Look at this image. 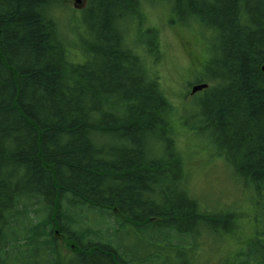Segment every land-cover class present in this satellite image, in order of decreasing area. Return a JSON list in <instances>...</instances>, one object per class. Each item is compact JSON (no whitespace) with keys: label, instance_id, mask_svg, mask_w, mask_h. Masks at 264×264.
I'll list each match as a JSON object with an SVG mask.
<instances>
[{"label":"trees","instance_id":"1","mask_svg":"<svg viewBox=\"0 0 264 264\" xmlns=\"http://www.w3.org/2000/svg\"><path fill=\"white\" fill-rule=\"evenodd\" d=\"M121 1L103 5L142 30L141 0H127L124 10ZM44 2L0 0V264H151L157 255L112 256L119 242L109 238L123 223L138 235L150 230L151 208L169 214L168 223L197 218L202 230L217 231L215 243L199 248L196 237L190 240V261L195 255L199 264H264V0L155 2L178 15L182 24L168 19L173 26L211 28L195 30L202 55L184 42L195 65L206 51L203 33L216 40L218 59L191 75L192 85L209 86L194 96L185 86L178 105L160 84L159 29L148 26L131 44L126 33L98 34L100 44L112 47L96 57L104 65L88 72L95 56L67 53L65 40L71 41L53 4L45 11ZM88 40L71 46L89 47ZM188 95L190 103L181 101ZM188 132L204 136L231 173L242 174L244 207L256 209L243 224V212L217 210L193 194L189 158L198 150L217 158L200 145L188 154L179 140ZM84 231L95 234L93 241Z\"/></svg>","mask_w":264,"mask_h":264},{"label":"rangeland","instance_id":"2","mask_svg":"<svg viewBox=\"0 0 264 264\" xmlns=\"http://www.w3.org/2000/svg\"><path fill=\"white\" fill-rule=\"evenodd\" d=\"M150 1L144 0L143 3L145 19H143L144 23L142 22V30H145L148 26H153L156 28L158 27L157 29L155 28V30L159 29V41L162 55L160 58V63L158 64L159 71H157L160 77V84L162 85L164 91H166L168 96L172 99L173 103L178 105L180 95L184 92L186 86L185 82L182 80L183 75L188 73V71H186L188 68L195 69L198 67L195 65V63H192L189 53L187 52L188 49L185 47L184 42L186 40L188 41L190 51L192 50V52L196 55H202V50L200 48V41L202 39L195 35V29L173 26L172 24L168 23V19H172L173 21H176V23H174L175 25L182 24L178 20V15L171 11L170 7L168 8L167 6L168 10L166 11L163 4L155 3L158 0ZM73 2L74 0H58V2L53 4L54 13L58 18V22L64 27L70 28L71 25L75 24L76 19L78 20V18L81 17V10L75 8L73 6ZM125 30V37L128 44L139 40L138 33L142 30L139 29L137 25L129 22L125 25ZM147 34L148 33L146 32L143 35L144 38H146ZM76 41L78 42V40ZM176 128L180 129L181 131H186L184 125L179 123L176 124ZM179 138L180 143L183 145V149L184 146L187 145L186 152L188 154H194L195 149L192 147H197L196 145H200L205 150L214 153L215 156V145L209 144L207 140H205L204 136H194L192 138L189 134H185L180 135ZM210 158L211 157L207 154V152H203V150H198L195 155H192L191 158H189L190 160L188 161V166L191 167V188L193 190V194H198L201 198L205 199V202H209L207 205L213 204L217 210L226 212L236 209L239 212H243L244 214L241 217L239 216L242 218L239 220L240 224H243L246 222L245 219L253 217V214L256 210L254 209L253 205H248L246 208L244 207L247 200H244L243 197H247L249 194L246 192V190H244L243 185L237 184V186H233L235 178L233 177L229 167H227L220 160H210ZM216 158L218 159L219 157ZM237 197L242 199L241 204H235L233 201L230 202V200L236 199ZM229 205L233 206L234 208L227 207ZM221 207L224 209H221ZM96 220H99V218H94V221ZM247 228H249V226H247ZM241 229L242 227L236 230L243 232ZM199 230L200 232L197 236H195L196 243L198 244L199 248L202 241H217L214 240L218 237L216 235L217 231L214 232L211 228H206L204 230L201 228ZM147 232L154 236L158 244H161L159 240L164 235L156 234L152 230H147L146 233ZM220 232H222L221 229ZM245 234L246 238H251L250 232L246 233L245 231ZM226 235L231 237L230 234ZM109 238L131 248L137 256H142L149 251H153L152 247L144 248L145 243L141 242L142 240L139 239V236L134 237L133 235H126V232L124 233L123 230L116 233L112 232ZM61 240L62 238L59 241ZM218 244L219 243H217V245ZM241 245L243 246L244 243L241 242L237 249L240 248ZM188 250L189 249L187 246H185V248L176 247L174 250L164 247L163 250L160 251V255L151 264H199L198 261H196L195 255L191 259L193 263L190 261ZM178 251L183 252L184 255L179 256ZM63 252L68 253L66 248L63 249ZM196 253L197 252H195V254ZM37 263H39V259Z\"/></svg>","mask_w":264,"mask_h":264},{"label":"bare ground","instance_id":"3","mask_svg":"<svg viewBox=\"0 0 264 264\" xmlns=\"http://www.w3.org/2000/svg\"><path fill=\"white\" fill-rule=\"evenodd\" d=\"M82 1H83V3H82ZM82 1L81 0H74L73 6L75 8H77L78 10H81V14H83L84 9L87 7L88 11L85 13L84 17H80V18H78V20L76 19L75 24L71 25L70 28L64 27L63 25H60V30L65 32L67 39H69L71 41L72 45H74V41L81 40V38L87 37V39H89L88 40V46L89 47H86V46L83 47L81 45H79V46L77 45V46L72 47L71 43L67 40H65V42L67 43V45L65 43V46H66V48L67 47L69 48L67 53L71 54L73 57H78V58H80L81 56L86 57L89 54H90V56H95V57H93L91 64L89 66H87L85 69L88 72H92L96 69V66L98 64H100L101 66H102V64L104 65V63H103L104 59L101 57H99V58H96V57L100 56L102 51L111 50V47H112V46H107L104 43H103L104 45L100 44V41L98 40V34H104V33H108L110 31L112 33V35L117 39V37L124 35L126 33V30H125L126 23L123 22L122 20H118L117 18H115V16H113L116 11L113 10L111 13L109 8L107 7L108 4L103 5L107 1L105 2V0H93L90 4H88V0H82ZM56 2H58V0H45V2H44L45 11H46V8L50 7L52 4H54ZM126 2H127V0L121 1L122 10H124V8H125L124 6H125ZM143 3H144V0H141L142 6H143ZM118 10H120V9H118ZM136 11H137L136 7H133L132 10L131 9L129 10V12L132 14H134ZM122 13L123 12L120 11L119 15H121ZM84 20H86L87 23ZM87 24L89 26L90 31H88ZM251 25H253V23H251ZM191 28H194L198 32H205V33H208V31L211 29L210 27H202L199 23H196L195 25L191 26ZM73 30H74V35H73ZM210 33H212V32L210 31ZM203 35L206 38V41H205V46H206L205 50L206 51H205V54L199 59V62L196 65L200 68L199 71L202 70L203 68H206L208 65L214 64L215 61L218 59V51L214 49L215 42H216V40L214 38L215 36H213V34L212 35L208 34L209 35V37H208V35H206L204 33H203ZM217 35H218V38H217V43H218V39H220L221 32L218 31ZM90 46H92V47H90ZM99 49H100V51L98 52ZM69 54H68V60H72V57ZM223 55L224 54L222 53V57H223ZM224 57H225V55H224ZM197 68H195V69H197ZM195 69L188 68L186 70V71H188V73L183 75L182 80L185 82L186 86L192 83L191 82V78H192L191 75H192V73H194L196 71ZM68 79H69L68 80V83H69L72 80V78L70 77ZM183 81H182V83H183ZM198 85L200 87L198 89H196L195 91H193V87L198 86ZM208 86H209V83L207 81H200V82H197L193 85L191 84L189 86V94L190 95H193V94L196 95L197 93H201ZM191 97L192 96H189V95L186 97L183 96L181 101H184L185 103H190ZM211 128H213V127H211ZM211 128L207 129V132H213ZM185 134H189L193 138V135L191 132H188ZM215 160H220V159H215ZM220 161H222V160H220ZM232 175L235 178L233 186H235V185L237 186V184L238 185L244 184V179H243L241 173H240V175L239 174L237 175L235 173ZM1 176L2 175L0 174V177ZM149 196L151 198L158 199V200H161V197H162L161 194H156V193H150ZM144 202H145V199H144ZM145 203H147V202H145ZM165 203L166 202H164V204ZM148 213L152 214V215L154 214L153 216H155V217H151V223L153 224V222L156 221V223L152 226V228L150 230L154 231L156 234L164 235L159 240L161 244H158L157 240H155L154 236L150 235L147 232L149 234L148 235L146 233L147 230L146 231L143 230V232L140 235H138L136 233H133V229H131L130 226L124 225L125 223L122 224L123 219L120 218V219H117V221H116L118 223V226L122 224V226H120L118 228V230H117L118 232L123 230L124 233L126 232V235H133L134 237L139 236L140 237L139 239L142 240L141 242L145 243L144 248H150V247L153 248V251L148 250L149 252H147L145 256H147V255L148 256H153V255L159 256L160 251L163 250L164 247H169L170 245H176V247H182V248H185V246L188 247L190 240L196 236L198 229L202 228L201 222L197 218L193 219L190 223L184 222V221L183 222L175 221V223L174 222L168 223L169 221L166 220L165 218H169V214H167V213L160 214V213L156 212L153 208H151L148 211ZM169 219H171V218H169ZM117 223H116V225H117ZM65 228L69 230L68 226H66ZM81 234L83 236L85 235L84 237H85L87 242L93 241V239L95 237L94 236L95 234L88 233L85 231L82 232ZM63 235L67 236L66 233H63ZM168 235H171L172 237H170ZM118 245L119 246L117 247V250L111 251L112 252L111 255L114 257H117L116 252H120L121 255L128 257V258H131V259H134L135 257L137 260L145 258V256L143 257V255H142V258L138 257L131 248L125 246L124 244H121L120 242L118 243ZM181 253H182L181 251H178L179 256H181Z\"/></svg>","mask_w":264,"mask_h":264},{"label":"water","instance_id":"4","mask_svg":"<svg viewBox=\"0 0 264 264\" xmlns=\"http://www.w3.org/2000/svg\"><path fill=\"white\" fill-rule=\"evenodd\" d=\"M261 70L264 72V64L261 66ZM200 86H195L193 87V91H195L196 89H198Z\"/></svg>","mask_w":264,"mask_h":264}]
</instances>
